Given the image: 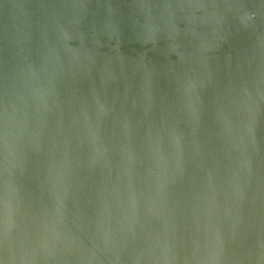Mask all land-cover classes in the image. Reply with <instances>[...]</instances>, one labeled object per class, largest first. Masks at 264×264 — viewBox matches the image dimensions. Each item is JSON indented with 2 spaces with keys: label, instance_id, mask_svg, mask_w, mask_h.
I'll list each match as a JSON object with an SVG mask.
<instances>
[{
  "label": "water",
  "instance_id": "95a60500",
  "mask_svg": "<svg viewBox=\"0 0 264 264\" xmlns=\"http://www.w3.org/2000/svg\"><path fill=\"white\" fill-rule=\"evenodd\" d=\"M0 264H264V0H0Z\"/></svg>",
  "mask_w": 264,
  "mask_h": 264
}]
</instances>
